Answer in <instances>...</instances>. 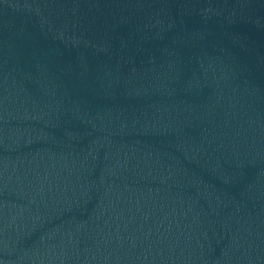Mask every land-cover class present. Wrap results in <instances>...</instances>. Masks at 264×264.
<instances>
[{"label":"water","instance_id":"water-1","mask_svg":"<svg viewBox=\"0 0 264 264\" xmlns=\"http://www.w3.org/2000/svg\"><path fill=\"white\" fill-rule=\"evenodd\" d=\"M0 264H264V0H0Z\"/></svg>","mask_w":264,"mask_h":264}]
</instances>
